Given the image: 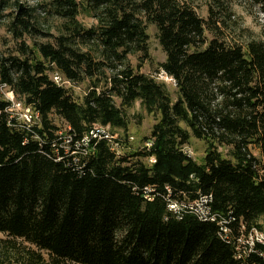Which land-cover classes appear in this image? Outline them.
Returning <instances> with one entry per match:
<instances>
[{"label": "trees", "instance_id": "trees-1", "mask_svg": "<svg viewBox=\"0 0 264 264\" xmlns=\"http://www.w3.org/2000/svg\"><path fill=\"white\" fill-rule=\"evenodd\" d=\"M243 1L264 15V0ZM49 5L57 36L37 25V8L0 0L17 41L13 54L0 51V88L40 114L28 130L0 95V264H264V244L240 243L264 235V34L232 42L228 8L204 19L184 0ZM83 11L95 26L80 21ZM149 25L176 99L141 72L152 60ZM40 36L52 41L24 40ZM51 72L85 85L84 96ZM137 102L157 118L150 149L129 142L126 111ZM96 125L120 134L122 153L91 137ZM192 139L207 146L201 163L186 151ZM205 196L214 220L169 210Z\"/></svg>", "mask_w": 264, "mask_h": 264}, {"label": "rangeland", "instance_id": "rangeland-1", "mask_svg": "<svg viewBox=\"0 0 264 264\" xmlns=\"http://www.w3.org/2000/svg\"><path fill=\"white\" fill-rule=\"evenodd\" d=\"M23 3H26L30 6L37 8L36 17L37 25L44 30V32L49 33L50 35L57 36L59 33V28L61 25V20L56 18L50 9L49 3L52 0H21ZM81 3H84L86 0H78ZM188 2L191 6L195 8L197 13L201 18H208V10L210 7H214L216 10H221V8H228L232 15L231 18L226 17L228 24L230 26V35L229 39L233 42L246 43L252 41L253 39L262 38L264 34V15L260 11L259 7H255L249 2L243 0H220L223 7H217L218 3H215V0H184ZM234 14V15H233ZM225 18V17H224ZM80 21L86 27H92L97 24L95 19L90 15L84 13V11L79 16ZM157 28L154 25H149L148 34L150 36L149 45H150V54L152 57L151 61H148L144 64L141 69V72L144 74L150 75L160 83H163L167 86L172 97L176 99L177 88L174 82L166 83L162 81L159 77L158 65L165 61L166 55L159 44L157 39ZM28 44H33L34 42L47 43L51 42V37H36V38H24ZM17 41L12 38V35L9 33L6 27V19L0 21V51L3 53L13 54L16 50ZM138 57H131V62L134 67L139 64ZM52 77L54 76L52 72L50 73ZM54 79V77H53ZM67 89L76 98H82L84 92L86 91V86L81 85L80 87H73L66 85ZM0 95L4 96L8 101L11 102L12 92L7 91L6 88H0ZM14 95V94H13ZM17 98L14 96V102L17 103ZM20 102V101H19ZM20 112V110H19ZM128 119L130 121L128 133L130 136L135 138L133 141L132 150H137L138 147L144 142V138L149 137L152 131L154 124L157 122V118L153 115H149L147 111L142 107L140 102H137L131 109L126 111ZM58 125L66 130L67 126L60 122ZM206 144L200 140L192 139L189 146L186 147L187 153L194 158L198 163L203 161L206 151ZM6 239V236L0 234V240ZM20 244V242H19ZM16 250L11 248L10 253L16 254ZM1 257V255H0ZM15 259V258H12ZM16 260V259H15Z\"/></svg>", "mask_w": 264, "mask_h": 264}, {"label": "built area", "instance_id": "built-area-1", "mask_svg": "<svg viewBox=\"0 0 264 264\" xmlns=\"http://www.w3.org/2000/svg\"><path fill=\"white\" fill-rule=\"evenodd\" d=\"M53 77H54V81L58 85H61V86L70 85L71 86V83L64 82L63 78L59 74H55ZM159 77L162 81L166 83H171V82L175 83L173 78L168 76L164 71H161L159 73ZM9 110H10L12 117L22 122L23 126L28 130H32L34 126L39 124L40 114L37 112H34L30 107L24 106L22 102H19V101H17V103L14 102L13 93H12V99H11V107ZM91 137L93 139L108 140L113 147L112 148L113 151L117 152L118 154L122 153L121 145L124 143V140L121 138L119 133H112L110 130V127H103L100 125H96L91 132ZM120 139L121 141L119 143L118 141ZM89 141H90L89 137L84 139V143L86 144H88ZM133 141H135V138L133 136H130L129 142L133 143ZM66 142H69V140H67ZM152 146H153V142L146 141L143 144H141L140 147L143 149H146V148L150 149ZM155 162H156L155 158L150 157L149 163L153 164ZM148 191L150 190L148 189ZM146 199H148V196L146 197ZM210 203H211V197L205 196V197L198 199L195 202H189V203L170 202L169 210L172 211L175 217L179 220H182L186 214L194 215L200 220H206V219L214 220L215 217L211 213ZM242 240H245V242L240 240L241 244H244L246 246H249L250 248H253L255 242H260L264 244V235L255 231L251 233L247 238H242Z\"/></svg>", "mask_w": 264, "mask_h": 264}]
</instances>
